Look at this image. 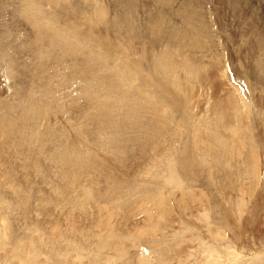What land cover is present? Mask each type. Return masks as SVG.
<instances>
[{
  "label": "rangeland",
  "instance_id": "1",
  "mask_svg": "<svg viewBox=\"0 0 264 264\" xmlns=\"http://www.w3.org/2000/svg\"><path fill=\"white\" fill-rule=\"evenodd\" d=\"M115 1L119 3L0 0V118L3 123L8 117L12 125L18 124L0 126V264H121L119 254L108 263L104 260L114 254L108 247L113 238L107 230L115 223L125 226L121 243L130 247L131 264H264V72L257 70L258 63L264 64V0ZM180 7L186 13L195 12L207 26L199 39L203 47L190 56L198 74L187 82L193 90L189 102L156 82L157 77L167 82L161 60L175 63V54L180 62L173 71L179 76L186 71L181 70V60L189 53L175 49V30L185 29L192 35L194 27L185 22ZM159 18L163 22L154 32L150 22ZM85 50L88 55L92 51L93 57L102 55L104 61L93 58L97 63L105 62L94 71L98 86L89 82L92 74L83 72L82 64L90 60L85 61ZM117 65L119 73L113 70L112 74ZM129 78L134 83H127ZM149 86L154 91L145 96L149 104L168 107L170 131L163 136L158 130L160 139H150L146 133L153 130V120L145 132L133 134L135 144L129 155L115 153L118 143L124 145L117 140L128 134L133 119L125 125L124 135L115 138L112 133L102 134L100 125L106 120L96 118L101 113L115 116L118 120L109 119L108 127L120 131L117 125L122 124L127 102L131 108L129 100L137 91L151 95ZM125 90L126 101L119 99ZM221 96L238 119H221L212 113L210 102ZM109 104L111 112L105 111ZM137 108L139 115L144 108ZM205 115L208 123H200ZM58 134H65L66 141L57 139ZM123 140L127 145L131 141ZM147 141L153 142L151 146ZM53 143L67 154L74 145L72 159L79 162L73 164L74 170L85 163H101L100 169L85 170L90 172L85 181L92 182L93 174L95 179L100 177L98 184L93 181L97 184L93 188L105 186V195L112 197L98 199L97 193L92 198L95 203L87 202L92 194L83 180V187L76 191L88 197L74 198L69 193L63 196L62 202L68 204L64 209L55 206L54 199H60L53 195L60 186V168L51 162V178L43 172L44 166L30 169L29 158L32 153L38 158L42 146L50 145V153H57ZM106 159L112 161L110 166ZM111 178L118 181L116 187L107 184ZM66 185L73 191L77 184H69L68 175Z\"/></svg>",
  "mask_w": 264,
  "mask_h": 264
},
{
  "label": "bare ground",
  "instance_id": "2",
  "mask_svg": "<svg viewBox=\"0 0 264 264\" xmlns=\"http://www.w3.org/2000/svg\"><path fill=\"white\" fill-rule=\"evenodd\" d=\"M54 1V0H53ZM72 1V0H71ZM113 2H116V3H119V2H117V1H115V0H112ZM127 1V0H126ZM162 1V3H167L168 4V2H170L171 0H161ZM191 1V0H190ZM200 1V0H199ZM88 2V1H87ZM86 2V3H87ZM121 2V1H120ZM71 3V2H70ZM94 3V2H93ZM97 3V2H96ZM113 4V3H112ZM160 5H162V7L163 6H166V4L165 5H163V4H161V3H159ZM198 4V3H197ZM118 5V4H117ZM116 5V6H117ZM123 5V4H122ZM128 5H129V3H128ZM199 5V4H198ZM89 6V5H88ZM124 6H125V8H127L128 10L130 9H132V8H128L127 6H126V4H124ZM98 7H99V5H98ZM114 7V6H113ZM112 7V8H113ZM119 7H120V5H119ZM119 7H118V9H119ZM185 6H183V8H184ZM197 7V6H196ZM115 8V7H114ZM121 8H122V10H123V7L121 6ZM121 8L119 9V11L121 10ZM194 7H192V9H193ZM78 9V8H77ZM180 9L183 11V15L185 16V22L186 23H190V26H193L194 27V29L192 30V35H189V34H187V33H185V29L184 30H175V49H177V50H180V52L183 50V49H185V51H187L188 53H189V55H187V57H184L182 60H181V62H183V64H182V71H184V70H186L183 74L185 75V76H189V78H186L184 75H181V73H180V76L179 75H177L178 73H175V70L173 71V69L177 66V67H179V64H177V62H180V60L179 61H177V57H176V54H175V63H171V62H167V64L165 63V60L164 59H162L161 60V64H165L164 65V72H165V77H167V82L166 81H161V79L159 78V77H157V79H156V82H157V84L158 85H161L164 89H165V91L166 90H170V91H172V92H174V91H177V93H178V95L179 94H181V96H184V98H186V100H187V102H189V101H191V99H192V96H191V92L193 91L192 89H190L189 87H188V85H187V82H189V81H191V80H193L194 79V77L198 74L197 73V68L196 67H194L193 65H192V63H191V55H192V53L194 54V53H196V52H194V51H196V50H200L202 47H203V43H201L200 41H199V39H200V35L201 34H203V33H206L207 32V26H206V24H205V22L202 20V19H200L199 17H198V15L195 13V12H191V11H189V13H186V8L183 10L181 7H180ZM191 9V10H192ZM195 9V8H194ZM114 10V9H113ZM103 11V10H102ZM124 11V10H123ZM113 12V11H112ZM115 12V11H114ZM113 12V13H114ZM129 12V11H128ZM110 13H111V11H110ZM109 13V14H110ZM127 13V12H126ZM112 14V13H111ZM120 14H121V12H120ZM123 14V13H122ZM132 14V13H131ZM99 15V14H98ZM119 15V14H118ZM117 15V16H118ZM127 15V14H126ZM130 15V14H129ZM160 15V14H159ZM252 15V14H251ZM100 16V15H99ZM155 16H156V14H155ZM199 16H201V15H199ZM96 17H97V15H96ZM103 17V16H102ZM116 17V16H115ZM122 17V16H121ZM124 17V19L126 18L125 16H123ZM122 17V18H123ZM127 17H129V16H127ZM131 17H133V16H131ZM104 18V17H103ZM118 18V17H117ZM98 19H102V18H98ZM120 19V18H119ZM153 19H154V17H153ZM160 19V18H159ZM251 19H252V17H251ZM106 20V19H105ZM113 20H115V23L117 22V19H113ZM127 20V19H126ZM130 20V19H129ZM96 21V20H95ZM104 21V20H103ZM102 20H101V23L103 22ZM131 21V20H130ZM149 19L147 20V22L149 23ZM111 22V21H110ZM132 22H133V20H132ZM163 21L160 19V20H158V21H153V22H150L151 23V30L152 31H158V29L161 27L160 25H161V23H162ZM103 23H105L106 24V21H104ZM119 23V22H118ZM96 24V23H95ZM97 24H99V22L97 23ZM112 24V23H111ZM131 24H133V23H131ZM130 24V25H131ZM256 24V23H255ZM91 25H93L94 26V23H92ZM109 25V24H108ZM117 25H119V24H117ZM116 25V26H117ZM124 25V24H123ZM150 25V24H149ZM258 25V23L256 24V26ZM93 26H91L90 28L91 29H95V30H93V32H96V30H97V28L96 27H93ZM99 26V25H98ZM134 26H136V25H134ZM160 26V27H159ZM253 26V25H252ZM109 27H110V25H109ZM108 27V28H109ZM111 27H113V25L111 26ZM254 27V26H253ZM115 28V27H114ZM114 28H112V30L114 29ZM120 28V27H119ZM134 27H132V29H133ZM136 28V27H135ZM115 29H117V28H115ZM121 29H124V27L123 28H121ZM257 29V28H256ZM258 29H259V27H258ZM105 30V29H104ZM112 30H110V32L112 31ZM124 30H126V29H124ZM148 30V29H147ZM251 30H253V29H251ZM42 31V30H41ZM114 31V30H113ZM116 31V30H115ZM122 31V30H121ZM131 32H133L132 30H130ZM154 31V32H155ZM257 31H259L260 32V29L259 30H257ZM125 32H127V31H125ZM125 32H123V33H125ZM136 32V31H135ZM139 32V31H138ZM56 33H58V32H56ZM250 33H252V32H250ZM40 34H41V32H40ZM82 34V33H81ZM133 34V33H132ZM254 34V33H253ZM252 34V35H253ZM42 35H45L44 34V32H43V34ZM41 35V36H42ZM255 35H256V32H255ZM258 35V34H257ZM260 35H262V34H260ZM40 36V37H41ZM78 37V36H77ZM131 38V37H130ZM129 38V39H130ZM39 40H40V38H38ZM63 39V38H62ZM70 39V38H69ZM174 39V38H173ZM251 39V38H250ZM36 40V39H35ZM256 40V39H255ZM258 40V39H257ZM256 40V41H257ZM261 40V39H260ZM53 41V40H52ZM55 41V40H54ZM180 41V42H179ZM250 41V40H249ZM155 42V41H154ZM252 41H250V43H251ZM258 42V41H257ZM256 42V43H257ZM55 44H57L58 42H54ZM61 45H66L65 43H61V42H59ZM179 43H180V45H179ZM129 44V43H128ZM259 44L261 45V43L259 42ZM253 45H255V43L253 44ZM250 47V46H249ZM84 48V47H83ZM148 50V49H147ZM92 52V51H91ZM91 52H89V55H88V53H87V50H85V51H83L82 53L84 54V56H85V61L87 60V59H90V60H88L86 63H83L82 64V69H83V72H84V74L86 75V76H94V71L96 70V69H98L97 67H102V65H105V62H103L104 60H103V58L100 56H96V57H93V55H91ZM130 52V51H129ZM152 52V51H151ZM176 52V51H175ZM176 53H178V51L176 52ZM149 54V53H148ZM46 56V55H45ZM104 57V56H103ZM11 58V57H10ZM93 58H99L100 60H103V61H101L102 62V64H99V63H97L96 62V60L95 59H93ZM111 58V57H110ZM177 58V59H176ZM90 61V62H89ZM105 61H106V59H105ZM10 62V61H9ZM110 63V62H109ZM107 64H108V62H107ZM112 64V63H111ZM114 64V63H113ZM107 66H109V65H107ZM115 66V65H114ZM113 66V67H114ZM118 66V65H117ZM113 70L114 71H116L117 73H119V70H120V66H118V68L117 69H112L111 71H112V74H113ZM257 70L261 73H263L264 72V64H257ZM100 71V70H99ZM98 71V72H99ZM101 71H104V70H102L101 69ZM100 71V72H101ZM177 71V70H176ZM102 73V72H101ZM92 74V75H91ZM92 76V77H93ZM205 76V75H204ZM92 77H91V79H90V81L89 82H91V83H93V84H95V83H97V78L94 76V78L92 79ZM170 77H172L173 79L171 80L170 79ZM201 77H202V75H201ZM205 78V77H204ZM117 79L119 80V74L117 75ZM125 80V79H124ZM105 81H107V80H105ZM105 81L103 80V83H105ZM113 83V82H112ZM111 83V84H112ZM127 83H134V79H131V78H129V80H128V82ZM54 84V83H53ZM56 84V83H55ZM60 84V83H59ZM62 84V83H61ZM106 84V83H105ZM156 84V85H157ZM57 85V84H56ZM151 85V84H150ZM46 86V85H45ZM58 86V85H57ZM57 86L55 87V88H57ZM97 86H98V83H97ZM145 86V85H144ZM53 87H54V85H53ZM59 87V86H58ZM65 87V86H64ZM167 87V88H166ZM43 88L45 89V87L43 86ZM54 88V89H55ZM61 88H62V86H61ZM151 88H152V86L150 87L149 86V88H148V90L149 91H152V93H151V95L148 93V95L147 94H142V95H138V92L139 91H137V94L136 95H134L133 96V98L131 99V100H129L131 103H132V106L134 105V104H136V106L138 107V106H140L141 108H144L140 113H139V115H138V113H137V111H134L135 109H137L138 110V108L137 107H135L134 109L132 108V106H131V108L133 109V111H132V109L130 108V104L127 102V104L129 105V106H127V105H125V106H127V108H125V112H123V114L121 115L122 116V121H120V117H118L119 118V121H120V123H122V124H120V125H117V126H119L120 127V131H116L115 129H110L109 127H108V121H109V119H113L112 121L114 122V115H112V117L113 118H111V117H109L110 115H103L102 116V113L98 116V118H96V119H99V118H101V119H103V120H101V122L102 121H104V120H106V121H104L103 123H101V125L100 126H102V134H104V136L106 135L107 136V134H109V133H112V134H114V136H115V138H119V137H121V136H123L124 135V130H125V125L130 121L131 122V120L133 119V121L131 122V123H129V124H131L132 126H130L131 128L129 129V132H128V136L127 135H125L124 136V138L123 137H121L120 139H118L117 140V143L118 142H122L123 141V143L122 144H124V145H122V146H120V143H118L116 146V148H115V153H120V154H127V155H129L130 153H129V150L132 148V146H133V143H134V133H136V132H139L140 130H142L143 132H145V127H146V125H148L151 121H153V120H155V124L153 125V127H152V131H151V133H146L147 134V136H149L150 137V139H153L154 138V140H159L160 138V136H165V132H169L170 130L167 128V124H169L168 122H169V120H171V115H170V113L166 110L167 108L163 105V106H161V108L159 109V106L158 105H160V104H158L157 106H153V105H151V104H149V102H148V100H147V98L145 97V96H147V97H150V96H152V94L154 93V91H153V89L151 90ZM47 89H49V88H47ZM144 89V88H143ZM52 90V89H51ZM57 90V89H56ZM59 90V89H58ZM61 90V89H60ZM64 90V89H63ZM44 91V90H43ZM47 91H49V90H47ZM53 91H55V90H52V92ZM130 91V90H129ZM132 91L133 90H131L130 92L132 93ZM195 91V90H194ZM125 92L126 93H128V90H125V91H120V93H122L121 94V96L119 97V99H124L125 98ZM46 94H47V92H45ZM50 93V92H49ZM53 93H55V92H53ZM60 93L59 92H57V94L56 95H59ZM47 95H49V94H47ZM50 97H51V95H49ZM172 96V99H170L171 101L173 100V102H174V100H176L175 98H174V96L176 97V95H171ZM44 97V96H43ZM55 97H57V96H55ZM55 97H54V103H55ZM101 97L102 96H99L98 98L99 99H101ZM178 97V96H177ZM40 98V100L42 99L41 97H39ZM51 98H53V97H51ZM128 98V97H127ZM131 97H129L128 99H130ZM160 98H161V96H160ZM178 99V98H177ZM38 101V106L36 107V105L34 104V103H32V106H33V104L35 105V108L36 109H38V111H39V109L41 108V105H40V102L41 101H43V100H41V101ZM102 100V99H101ZM116 100V99H115ZM127 100V99H126ZM125 99H124V101H126ZM179 100V99H178ZM185 100V99H184ZM45 101V100H44ZM57 101V100H56ZM114 101H111L110 102V104H111V106L112 107H116V104L115 103H113ZM116 102V101H115ZM123 102V101H122ZM173 102H171L172 104H175V103H173ZM36 103V102H35ZM45 102H43V104H44ZM54 103H53V105H54ZM59 103V105H61L60 103L61 102H58ZM134 103V104H133ZM165 103H167V101H165ZM168 103H169V101H168ZM176 103H178V102H176ZM184 103V102H183ZM223 103V104H222ZM42 104V103H41ZM48 104H49V102H48ZM47 104V105H48ZM51 104V103H50ZM110 104H109V106L107 107V108H105L104 110L105 111H108V112H111L110 110H109V108H111L110 107ZM119 104H120V102H119ZM124 104H125V102H124ZM210 104H211V106H213V110L215 111V112H212V111H210L209 110V108H208V110H209V113H217V115L221 118V119H227V118H234V116H236V114H235V112L232 110V108L230 107V105H229V103H227V102H224V97L223 96H221V97H218L215 101H212V103L210 102ZM31 105V104H30ZM45 105H46V103L44 104V107H45ZM52 105V104H51ZM56 105H57V103H56ZM121 105H122V103H121ZM197 106V108H198V104H192V106ZM205 105H206V102H205ZM183 106V105H182ZM62 107V106H61ZM209 107H210V105H209ZM46 108H48V107H46ZM117 108V107H116ZM120 108V107H119ZM122 108V107H121ZM131 110H130V109ZM215 108V109H214ZM64 109V108H63ZM182 109V108H181ZM212 110V109H211ZM114 111V110H113ZM112 111V112H113ZM122 111H123V109H122ZM139 111V110H138ZM181 111V110H180ZM95 112H97V111H94V113ZM116 112V111H115ZM114 112V113H115ZM165 112V113H164ZM176 112H178L179 113V109H178V111H176V109H175V114H177ZM203 112V111H202ZM208 112V111H207ZM137 113V115H135L136 117H134V114H136ZM155 113H157V115L155 114ZM117 114V113H116ZM3 115H5V114H3ZM10 115V114H9ZM8 115V116H9ZM94 115V114H93ZM211 115V114H210ZM1 116V115H0ZM6 116V115H5ZM4 116V117H5ZM117 116H118V114H117ZM116 116V117H117ZM156 116H157V119H156ZM216 116V115H215ZM3 117V118H4ZM7 117V116H6ZM179 117H181V115L179 116ZM237 117V116H236ZM200 118V117H199ZM229 118V119H230ZM33 119V118H32ZM152 119V120H151ZM173 119H175V118H173ZM237 119H238V117H237ZM4 120H6L4 123L2 122L3 120L0 118V126H2V125H6V124H9V125H11V126H16V125H18L17 124V122H16V124H14V125H12V123H13V121L12 120H9L8 119V117H7V119H4ZM33 120H35V118L33 119ZM115 120H118V119H115ZM178 120V119H177ZM95 121H97V120H95ZM111 121V122H112ZM123 121H124V123H123ZM224 121V120H223ZM106 122V123H105ZM110 122V121H109ZM199 122L200 123H203V124H206V123H208V121H207V117H206V115L205 116H203L202 118H200L199 119ZM222 122V121H221ZM225 122V121H224ZM83 123V122H82ZM98 123H99V121H98ZM105 123V124H104ZM172 123V122H171ZM227 123H229V121H227ZM100 124V123H99ZM222 124H223V122H222ZM220 125V124H219ZM16 127H18V126H16ZM37 127H39L38 126V124H37ZM168 127H170V126H168ZM20 128V129H19ZM19 128H17V130H21V129H23V128H21V127H19ZM4 129V128H3ZM5 130V129H4ZM158 130L159 131H162V132H164V134H162V135H160V133L159 134H157L158 133ZM169 130V131H168ZM109 131V132H108ZM43 132H46L45 130L43 131ZM143 132H140V133H143ZM147 132V131H146ZM148 132H150V130L148 131ZM157 132V133H156ZM4 133V132H3ZM154 133H156V134H154ZM80 134V133H79ZM144 134V133H143ZM58 135H59V137H58ZM57 135V139H61V140H65L66 141V139H67V136L65 135V134H58ZM77 135V134H76ZM156 135H160L159 137H157ZM55 136H56V132H55ZM79 136V135H78ZM127 136V137H126ZM156 138H155V137ZM29 137V136H28ZM145 137V136H144ZM104 138V137H103ZM125 138H127V141L128 140H131L129 143H128V145L126 144V143H124V140L123 139H125ZM159 138V139H158ZM163 138V137H162ZM81 139V138H80ZM18 140V139H17ZM144 140V139H143ZM137 141V140H136ZM145 141H146V138H145ZM148 141H150V140H148ZM147 141V143H149V146H151V144L153 143H150V142H148ZM153 141V140H152ZM46 142H49L48 140H46ZM45 141H44V143H46ZM140 142V141H139ZM139 142H138V144H139ZM154 142H156V141H154ZM39 143V142H38ZM43 143V144H44ZM107 144H108V142H106ZM141 143V142H140ZM143 143V142H142ZM146 142H145V144H147ZM47 144H49V143H47ZM53 144H55V143H53ZM135 144V143H134ZM145 144H143V145H145ZM119 145V146H118ZM45 146V145H44ZM110 146V147H109ZM154 146V145H153ZM39 147H41L40 145H39ZM108 147L109 148H113L112 147V144H111V142H109V145H108ZM126 147H129V148H126ZM53 148H55L56 149V151H57V153H54V151H53V154H52V152L50 153V145H48V146H45V148L43 149V146H42V148H41V150L39 151V152H42L43 151V153L41 154V155H38V158H34V155H33V153L32 154H29V158H30V160H31V162L33 163V165H32V163H31V168L30 169H32V167H33V169H36V170H39L42 166H44V168H43V172L44 173H47V175H52L51 174V162L53 163V165H56V166H58L56 169L57 170H59V168H60V172H59V174H60V176H58V178H59V182H60V186H59V189H57V191H55V192H53V195L54 194H56L60 199H54V203H55V206H61L60 208L61 209H64L67 205L66 204H64L62 201L64 200V198H63V196H65V195H67V194H69L70 193V196L72 195V193H73V197L74 198H78V197H82V198H85V197H88V193H84V194H82V195H80V193L79 192H77L76 191V188L77 187H80V186H82V182H84L85 180H86V176H88L89 175V173L90 172H86L85 170L86 169H91V170H93V168H99L100 167V165H102L101 163H95L94 165H91V164H89V163H85V162H82V165H83V168H81V167H78L77 168V170L75 169H72V167H74V165L75 164H78L77 162H75V160L74 159H72V150H73V148H74V145L70 148V150H69V154H67L66 152H63V153H61L60 152V150L58 149V145L57 144H55V145H53ZM43 149V150H42ZM52 149V148H51ZM151 150V149H150ZM32 150H30V152H31ZM125 152V153H124ZM37 154H38V152H37ZM40 154V153H39ZM52 154V155H51ZM135 154V153H134ZM36 155V154H35ZM59 158V159H58ZM115 155H113V156H111V160L112 161H115ZM38 159V160H37ZM58 160V161H57ZM47 161V162H46ZM80 161V160H79ZM106 161H107V165H109V164H111L112 163V161H109V159H106ZM44 162H46V163H44ZM74 164V165H73ZM73 165V166H72ZM79 165H81V164H79ZM55 166V167H56ZM76 166V165H75ZM110 166V165H109ZM52 167H54V166H52ZM168 167H170V169H171V166H170V164L168 165ZM103 168H105L104 166H103ZM187 168V167H186ZM100 169V168H99ZM106 169V168H105ZM161 169V168H160ZM169 169V168H168ZM109 170V169H108ZM96 171V170H95ZM103 171H105V170H103ZM40 173L39 174H41V171H39ZM94 172V171H93ZM109 172V171H108ZM108 172H107V175L109 176V174H108ZM98 172H96V175H98L97 174ZM58 173L56 172V174H55V176L57 175ZM104 174V173H103ZM68 175H69V184H71V185H75V184H77L76 185V187L73 189V191H71V189L66 185L67 184V180H68ZM104 175H106V174H104ZM116 175H117V171H116ZM116 175H114V176H116ZM40 176H42L43 177V174H41ZM54 176V177H55ZM95 175L93 174V179H95V177H94ZM99 176H100V174H99ZM103 176V175H102ZM101 176V177H102ZM106 177V176H105ZM105 177H103V178H105ZM51 178H52V176H51ZM98 178H100V177H96V179H98ZM107 178V177H106ZM92 179V182H89V183H87V181H85L86 183H87V185H86V183H85V185L86 186H88L87 187V190L88 189H90V191H88V192H91V194H92V197L90 198V200L89 201H87V202H90V203H92L93 204V202L95 203L96 201H93L92 200V198H93V196L95 195V194H97V193H99L98 194V199H104V198H108V197H112L111 195L112 194H110V195H105L106 193H105V186H102V188H99V189H94L93 188V185H97L98 183L96 182L97 180L95 179V180H93ZM84 180V181H83ZM114 179L113 178H111V180L110 181H112V183H107L106 181H105V183H107V184H109V187H111L112 185L114 186V187H116L117 186V184H118V181H113ZM176 180H178V179H176ZM96 182L97 184H93L94 182ZM99 181H100V179H99ZM98 181V182H99ZM108 181H109V179H108ZM100 183V182H99ZM102 184H103V182H101ZM63 184H64V186H66L67 187V191L64 189V186H63ZM101 184V185H102ZM106 184V185H107ZM84 185V186H85ZM92 185V187H90ZM54 186V185H53ZM83 187V186H82ZM122 187H124V185H122ZM122 187L119 189V192H121L122 191ZM127 187V186H126ZM98 188V187H97ZM104 188V189H103ZM107 188V187H106ZM175 188V187H174ZM181 188V187H180ZM86 189V188H85ZM116 190H117V188H115ZM99 190V191H98ZM108 191H109V189H108ZM52 192V191H51ZM111 192H113L114 193V190L112 191L111 190ZM148 192V191H147ZM108 193H110V192H108ZM153 195V194H152ZM182 195V194H181ZM104 196H106V197H104ZM113 196H115V194H113ZM120 196V195H119ZM118 197V196H117ZM148 197V196H147ZM95 198V197H94ZM113 198H116V197H113ZM144 198V197H143ZM153 198V197H152ZM70 199V198H69ZM150 200H151V198H150ZM133 201V200H132ZM71 202V201H70ZM69 202V203H70ZM150 202V201H149ZM53 203V202H52ZM74 203H75V201H74ZM98 205H100L99 203H97ZM91 205V204H90ZM90 205H85V206H83L84 208H86L87 209V207L88 206H90ZM93 206V205H92ZM72 207V206H71ZM70 207V208H71ZM74 207V206H73ZM72 207V208H73ZM71 208V209H72ZM96 208H98L97 206H96ZM119 208V207H118ZM91 210L93 209V208H90ZM120 209V208H119ZM115 210H117V208H115ZM133 211H134V208L132 209ZM132 210H129L128 211V213H127V215H130V212H132ZM85 211H87V210H85ZM89 211V210H88ZM104 211V210H103ZM108 211V210H107ZM107 211H105V212H107ZM101 212V211H100ZM120 213H121V211H119ZM83 213V212H82ZM81 213V214H82ZM85 213V212H84ZM89 213V212H88ZM87 213V214H88ZM96 213H98V212H96ZM108 213V212H107ZM111 213V212H110ZM115 213V212H114ZM113 213V214H114ZM119 213V214H120ZM48 214V213H47ZM78 214V213H77ZM83 215V214H82ZM118 215V214H117ZM133 215V214H132ZM72 216V215H71ZM85 217V216H84ZM99 218V217H98ZM102 218V217H101ZM86 221V220H85ZM83 222V221H82ZM96 222V221H95ZM99 223L101 222V221H98ZM90 223V222H89ZM98 223V224H99ZM113 223V222H112ZM74 224V223H73ZM118 224V223H117ZM120 224V223H119ZM116 225V223H115V225H113L111 228H108V230H107V232L108 233H110V239H112V241H110V242H108L109 244V248L110 249H112V250H114V254H108V256H105V258H104V260H105V263H108V259H111V257H115L116 258V255H118V256H120V259L122 260V262H121V264H131V261H130V259H129V257H128V255H129V251H131V250H129V248L130 247H127V246H123L124 244L123 243H121V240H122V237H123V232H122V230H123V227L125 228V226H123L122 227V225L120 226V225ZM126 224V223H125ZM68 225V224H67ZM91 226H93V225H91ZM119 226V227H118ZM67 227H69V226H67ZM97 227V226H96ZM65 228V227H64ZM116 228V229H115ZM104 229H106V228H104ZM103 229V230H104ZM126 234V233H125ZM133 236V235H132ZM114 237H115V239H114ZM128 237V236H127ZM131 239V238H130ZM70 240V239H69ZM125 241V240H124ZM123 242V241H122ZM104 243V242H103ZM101 244V243H100ZM128 244V243H127ZM120 246H123V247H125V248H122V247H120ZM108 248V249H109ZM78 254V253H77ZM255 254V252H253L252 253V255H254ZM103 258V257H102ZM98 259V258H97ZM117 259V258H116ZM102 260V259H101ZM113 260V259H112ZM97 261V260H96ZM112 262V261H111ZM104 263V262H103ZM109 264H111V263H109ZM115 264V263H114ZM136 264V263H135Z\"/></svg>",
  "mask_w": 264,
  "mask_h": 264
}]
</instances>
